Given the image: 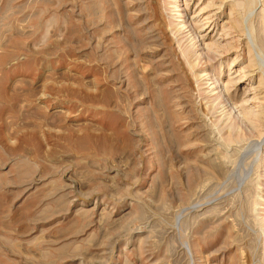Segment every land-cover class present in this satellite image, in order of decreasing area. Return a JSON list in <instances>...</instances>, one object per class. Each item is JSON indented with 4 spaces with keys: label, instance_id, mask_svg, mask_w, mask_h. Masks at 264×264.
<instances>
[{
    "label": "rangeland",
    "instance_id": "374dc122",
    "mask_svg": "<svg viewBox=\"0 0 264 264\" xmlns=\"http://www.w3.org/2000/svg\"><path fill=\"white\" fill-rule=\"evenodd\" d=\"M172 2L0 0V264H264V0Z\"/></svg>",
    "mask_w": 264,
    "mask_h": 264
},
{
    "label": "bare ground",
    "instance_id": "6f19581e",
    "mask_svg": "<svg viewBox=\"0 0 264 264\" xmlns=\"http://www.w3.org/2000/svg\"><path fill=\"white\" fill-rule=\"evenodd\" d=\"M182 0H173V2H172V5H171V8H172V11L174 12V15L176 16V18H178V22L176 23V25H179V28L180 29H182V28H188V25H187V22H186V20L183 18V10H182V8H181V6H182V4L180 3ZM218 7H219V5H218ZM235 11H236V9H235ZM233 15L234 14V11L232 10V9H230L229 10V13H228V15H229V22L228 23H230V26H232L233 28H234V30L237 32V33H243L244 32V24H243V18H239L238 16L237 17H234V15H233V18H231L230 17V15ZM237 13H235V15H236ZM239 15V14H238ZM192 26V25H191ZM257 28V27H256ZM188 30H189V28H188ZM194 35H196L195 33H193ZM196 37H197V35H196ZM199 37V36H198ZM248 37V36H247ZM192 39H194V37L192 36ZM247 39V38H246ZM252 42V41H251ZM193 47L194 48H196L198 45H197V43H196V41L195 40H193ZM246 44H247V52H248V56H249V59H248V63L249 64H247V65H245L246 67H248V66H252V64H255L254 62H255V57H254V53H252L253 52V47H252V44L251 45H249V43L248 42H246ZM201 46V45H200ZM200 46H198V47H200ZM259 48V47H258ZM197 51H199L198 52V55L200 54H202V51L204 52V48H202V46H201V48H197ZM197 51H196V53H197ZM259 51L261 52L262 51V48L261 49H259ZM207 53V52H206ZM206 55V54H205ZM263 55V54H262ZM203 57V56H202ZM253 57V58H252ZM259 57V56H258ZM260 58V60H261V62L262 63H264V59L263 58H261V57H259ZM208 59V58H207ZM247 60V59H246ZM232 63V62H231ZM249 68V67H248ZM209 77V78H211L210 77V74H209V71L207 70V69H203L201 72H200V74H199V77ZM201 79V78H200ZM212 79V78H211ZM214 79V78H213ZM216 80H217V78H216ZM260 81H258V83H259ZM212 83H213V80H212ZM216 83L218 84L219 82H218V80L216 81ZM214 85H215V83H214ZM216 86H213V88H215ZM211 91V90H210ZM234 104V106H236V108H238V106H240V101H236V102H233ZM230 128V127H229ZM228 139H230V137H228ZM228 141V140H227ZM264 183V182H263ZM263 185V184H262ZM264 187V186H263Z\"/></svg>",
    "mask_w": 264,
    "mask_h": 264
}]
</instances>
